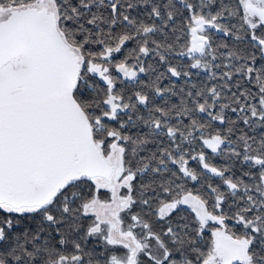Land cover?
I'll list each match as a JSON object with an SVG mask.
<instances>
[{
  "label": "snow or ice",
  "instance_id": "obj_1",
  "mask_svg": "<svg viewBox=\"0 0 264 264\" xmlns=\"http://www.w3.org/2000/svg\"><path fill=\"white\" fill-rule=\"evenodd\" d=\"M0 264H264V0H0Z\"/></svg>",
  "mask_w": 264,
  "mask_h": 264
}]
</instances>
